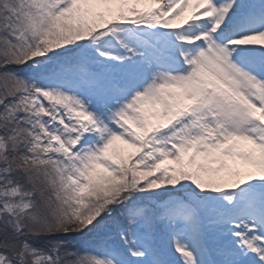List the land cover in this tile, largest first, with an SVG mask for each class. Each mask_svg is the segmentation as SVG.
<instances>
[{
  "label": "snow or ice",
  "instance_id": "6c2138e0",
  "mask_svg": "<svg viewBox=\"0 0 264 264\" xmlns=\"http://www.w3.org/2000/svg\"><path fill=\"white\" fill-rule=\"evenodd\" d=\"M0 264H264V0H0Z\"/></svg>",
  "mask_w": 264,
  "mask_h": 264
},
{
  "label": "rangeland",
  "instance_id": "374dc122",
  "mask_svg": "<svg viewBox=\"0 0 264 264\" xmlns=\"http://www.w3.org/2000/svg\"><path fill=\"white\" fill-rule=\"evenodd\" d=\"M187 16V13L185 14V17ZM182 21V20H181ZM129 150H132V149H129ZM134 151V150H133Z\"/></svg>",
  "mask_w": 264,
  "mask_h": 264
},
{
  "label": "bare ground",
  "instance_id": "6f19581e",
  "mask_svg": "<svg viewBox=\"0 0 264 264\" xmlns=\"http://www.w3.org/2000/svg\"><path fill=\"white\" fill-rule=\"evenodd\" d=\"M178 21V20H177ZM177 21H175V22H177Z\"/></svg>",
  "mask_w": 264,
  "mask_h": 264
}]
</instances>
